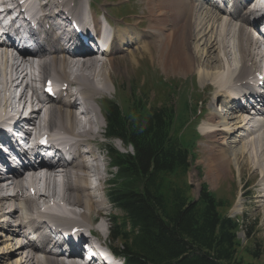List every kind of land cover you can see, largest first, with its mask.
Wrapping results in <instances>:
<instances>
[{"label": "bare ground", "instance_id": "bare-ground-1", "mask_svg": "<svg viewBox=\"0 0 264 264\" xmlns=\"http://www.w3.org/2000/svg\"><path fill=\"white\" fill-rule=\"evenodd\" d=\"M241 3L226 17L227 14L205 0H147L142 15L117 18L108 7L100 8L89 1L88 20L84 16L87 11L84 0H29L21 6L17 4V10L26 9V14L32 15L30 21L45 29L43 35L48 41L46 47L23 48L21 59L13 56L2 42L0 117L6 106L3 100L22 90L20 107L14 109L22 115L30 111L23 117V122L33 127L28 133L29 140L34 134H46L54 144L68 148L74 160L63 166L66 178L57 192H45L37 185L39 174L45 172L44 183L55 186L51 163L11 170L8 177L0 175V264H76L71 259V249L76 246L72 239H58L55 249H45L43 245L50 238L40 235L41 244H36L34 250L28 246L30 235L49 230L50 221L61 223L65 230L72 222L84 236L87 233L95 236L100 245L116 254L119 262L111 264L122 263L121 254L107 241L105 232L108 219L105 199L108 198L103 183L110 166L105 165L103 100L100 99L109 92V85L115 87L112 78L119 73L115 66L125 59L136 58V53L142 50L154 56L168 76L185 78L199 73L204 87L210 83L213 97L204 136L211 171L226 177L234 151L241 172L260 175L258 194L253 197L257 212L264 214V85L263 107L258 106L252 112L257 117L243 106L242 97L234 96L254 90L253 81L264 84V78L261 81L254 78L256 72L264 76V50L251 39L245 27L251 15L262 9V4L258 0ZM59 10H66L71 17L84 22V30L101 31L102 24L111 27L113 44L104 52V59L87 47H73L71 39L65 43L47 29V21L55 20ZM259 22L251 21L261 26ZM56 23L51 27L62 22ZM126 65L129 66L128 60ZM39 78L43 83L51 79L62 86H79L85 96L84 103L71 98L74 90L66 98H41ZM217 107L221 109L217 111ZM6 136L0 130V143ZM0 154H3L1 150ZM5 165L9 166L8 162ZM33 190H37L39 197L31 195ZM22 232L28 240L22 239Z\"/></svg>", "mask_w": 264, "mask_h": 264}, {"label": "trees", "instance_id": "trees-1", "mask_svg": "<svg viewBox=\"0 0 264 264\" xmlns=\"http://www.w3.org/2000/svg\"><path fill=\"white\" fill-rule=\"evenodd\" d=\"M164 96L167 103L152 105L133 91L126 108L112 102L105 109L107 136L127 150L108 148L117 171L108 189L118 211L110 217L111 241L121 244L114 250L126 264H262L238 237L244 222L228 215L232 201L205 183L197 200L189 196L200 136L193 128L184 140L191 118L181 119Z\"/></svg>", "mask_w": 264, "mask_h": 264}, {"label": "rangeland", "instance_id": "rangeland-1", "mask_svg": "<svg viewBox=\"0 0 264 264\" xmlns=\"http://www.w3.org/2000/svg\"><path fill=\"white\" fill-rule=\"evenodd\" d=\"M89 1H93L95 6L100 8L102 6L108 7L112 11L113 15L119 18H123L129 14L134 16L142 15L145 12V6L147 2V0H84L85 8H87L85 10H88ZM154 59V56L152 57L150 53L142 50L136 53V58L131 57L130 59H125L124 61H121L119 64H117L115 67L118 69L119 73L113 75L114 77L112 78V80H114L115 87L109 85V92L100 100H103L102 102L107 103L117 102L121 105L123 103L124 106L127 105L125 98L129 96V94L135 89L139 97L148 100V102H150L152 105L157 104L158 102L159 104L167 103V101L161 102L164 101L163 96L165 95V100L167 99L168 101L172 102L174 106L177 104V113L181 119H189L193 115L192 113L186 112L188 100L190 101V109L192 112L195 108L196 110H201L203 112L202 116H195V114L193 115V123L187 126L188 128L186 130V137L184 138L185 141L192 140V130L195 127H197V130L201 136L194 149V154L197 157V161L193 163V167L188 174V182L189 185L192 186L189 196L194 200H197L199 198L200 187L203 182L209 186L210 191L215 193L216 197L218 198H223L224 200L229 199L230 201H233L236 196L237 200L235 201L234 206L230 209L229 216L231 218L239 219L240 222H244L243 230L238 234V237L241 240L243 247L245 249L248 248L249 250L257 252L259 257L258 261L264 264V214L263 212H257V205L254 203V197L258 194L257 190H259L258 181H260V175L256 176L250 171L241 172L239 170V165H237L234 151L231 153V158L233 160L231 159L232 163L227 168L228 170L226 177L224 174L222 175L221 173H213V171H211L208 161L209 156L207 157L205 152L208 146L206 144V137L204 136L206 120L210 113L209 102L212 101L213 97V90L210 86V83H208L210 88L208 86L207 88L204 87L202 81L199 78V73H194L189 76L187 75L185 78L184 76L182 77V75L178 76L175 74L168 76L163 71V69L159 67L157 61ZM127 60L129 61V66L126 65ZM192 78H195L197 87L196 83L194 82L192 86ZM143 80L145 81L144 85L141 84ZM161 81H166L169 86H172V88H169L168 86L164 87L162 84H160L159 87L158 83ZM41 86L42 83H38V87L41 88ZM177 86H181V88H178ZM152 88H155L156 92L158 93V97H154L155 99L151 97L152 94L150 91ZM156 92L154 91L155 94ZM169 92L171 96L168 99ZM146 93L149 94L148 99L145 97ZM174 99L176 104L173 103ZM105 105L106 104H104V106ZM216 109L219 111L221 108L217 107ZM195 117L197 118L195 119ZM104 129L105 128H103L102 131H104ZM101 139L102 138H100V140ZM105 145V149L108 148L107 145H111L118 151L127 152L120 141L111 142L107 140ZM104 154H106V151H104ZM106 161L109 162L110 159L107 158ZM115 176L116 170L111 168L107 178L114 179ZM107 187L109 188V185H107L106 188ZM104 193L107 196L106 190ZM105 202L106 206L108 207V217L118 213V211L115 210L114 206L108 201V199H105ZM109 226L110 224L107 219L105 228L109 230ZM248 231L250 235L247 236ZM111 243L114 247L121 246L120 242L117 240H113ZM1 252L2 251L0 250V253Z\"/></svg>", "mask_w": 264, "mask_h": 264}]
</instances>
